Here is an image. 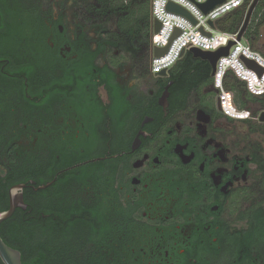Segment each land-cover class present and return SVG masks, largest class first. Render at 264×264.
<instances>
[{"label": "flooded vegetation", "instance_id": "flooded-vegetation-1", "mask_svg": "<svg viewBox=\"0 0 264 264\" xmlns=\"http://www.w3.org/2000/svg\"><path fill=\"white\" fill-rule=\"evenodd\" d=\"M0 5L16 20L0 16V186L53 167L44 184H98L105 264H264L263 96L229 92L228 115L208 62L153 75L87 3Z\"/></svg>", "mask_w": 264, "mask_h": 264}, {"label": "trees", "instance_id": "trees-1", "mask_svg": "<svg viewBox=\"0 0 264 264\" xmlns=\"http://www.w3.org/2000/svg\"><path fill=\"white\" fill-rule=\"evenodd\" d=\"M75 1L81 6L87 3L90 16L102 21L106 26L114 19L115 31L107 34L105 26L103 33L113 37L125 52L138 56L139 60L148 59L151 37L150 0ZM2 7L0 5L1 27H4L2 31L10 32L15 14L5 15ZM247 9L248 3L218 19L215 22L216 29L230 34L237 33ZM263 29L264 0H260L243 39L262 57H264V45L261 43ZM11 35L13 36L11 33L8 34ZM179 66L189 70L194 68L189 52H186L174 67ZM202 75L205 78L209 77L207 65L204 66ZM222 85L225 91L235 94V104L239 109L245 107L244 100L253 98L248 94L245 84L230 72L226 73ZM261 101L264 103V96ZM99 165V162L89 163L80 170H88L90 176L96 175ZM55 172L56 169L53 167L40 173L30 172L26 178L18 176L7 179L5 185L0 186V211H6L9 207L11 186L28 184L29 178L38 186L51 180ZM70 176L69 173L60 174L57 182L44 190L34 191L32 187H26L23 190L26 210L16 209L9 219L1 223L0 237L6 245L20 252L22 264H105L103 258H99L97 245L101 235L103 214L108 206L99 200L101 189L98 184L87 188L70 187L67 185ZM88 242L94 248L86 252L84 246Z\"/></svg>", "mask_w": 264, "mask_h": 264}, {"label": "built area", "instance_id": "built-area-1", "mask_svg": "<svg viewBox=\"0 0 264 264\" xmlns=\"http://www.w3.org/2000/svg\"><path fill=\"white\" fill-rule=\"evenodd\" d=\"M206 1L150 0L151 73L153 75H159L162 71L169 70L191 48L205 52H214L221 47H225L228 42L232 41L234 45L229 49L228 55L220 57L215 64V73L212 77L214 86L220 92H223V79L226 73L230 72L236 79L245 84L246 90L251 95L256 97L264 96V57L253 51L243 38L240 41H236L237 33L230 34L221 32L216 27L213 29L208 25V21H212L215 25L218 19L244 6L246 3L249 6L252 0H223L222 3L213 7L207 14H203L197 5L205 3ZM169 3L178 5L187 11L195 21V24L181 15L167 11L166 7ZM154 21L160 23V28L157 33H153ZM176 30L179 33L173 37ZM165 47H167V50L164 55L159 57L153 56V50L155 48ZM243 59L253 61L263 70V74L259 77L255 71L245 66ZM221 103L228 115H237L230 95L224 97L221 93Z\"/></svg>", "mask_w": 264, "mask_h": 264}, {"label": "water", "instance_id": "water-1", "mask_svg": "<svg viewBox=\"0 0 264 264\" xmlns=\"http://www.w3.org/2000/svg\"><path fill=\"white\" fill-rule=\"evenodd\" d=\"M259 1L260 0H252L250 5L248 6L242 26L237 32L236 41H240L243 38V34L245 30L247 29L251 16L255 8L257 7ZM222 2L223 0H207L205 3L198 4L197 7L203 14H207L213 7H215L216 5ZM166 9L169 12L176 13L178 15L185 17L186 19L190 20L193 24H195V21L190 16V14L187 11H185L183 8H181L180 6L169 3ZM208 25L211 28L215 29V25L212 21H208ZM159 28H160V23L157 21H154L153 22V33H157L159 31ZM178 33L179 31L176 30L173 34V37L177 35ZM233 45H234V42L230 41L225 47H221L214 52H205V51H201L196 48H191L189 50V53L193 56V58L201 59V60L208 62L210 69H211V76H213L215 73V64L217 60L220 57L227 56L229 49ZM166 50H167V47L155 48L153 50V56L154 57L162 56L164 55ZM243 62L247 68L255 71L259 77L263 74V70L259 66H257L253 61L243 59ZM164 74H165V71H162L159 75H164ZM31 184H33V182ZM50 185H51V182H48L44 185H41L38 187H32V188L34 191H38V190H44ZM26 187L27 186L25 184H17V185L12 186L9 189V207L6 211H0V225L3 221L9 219L13 215L16 209L26 210L27 205L25 204L24 198H23V190ZM0 254H3L4 256V259H0L2 264H22L20 252L6 245L1 237H0Z\"/></svg>", "mask_w": 264, "mask_h": 264}, {"label": "rangeland", "instance_id": "rangeland-1", "mask_svg": "<svg viewBox=\"0 0 264 264\" xmlns=\"http://www.w3.org/2000/svg\"><path fill=\"white\" fill-rule=\"evenodd\" d=\"M108 28L110 31H114L115 30V22H114V19L111 20L108 24ZM261 43L263 44L264 43V29L262 30L261 32ZM223 94L224 97H226L227 95H230L231 97V94H229V92L223 90V92H221ZM228 93V94H226Z\"/></svg>", "mask_w": 264, "mask_h": 264}, {"label": "snow or ice", "instance_id": "snow-or-ice-1", "mask_svg": "<svg viewBox=\"0 0 264 264\" xmlns=\"http://www.w3.org/2000/svg\"><path fill=\"white\" fill-rule=\"evenodd\" d=\"M0 259H4V256H3V254H0Z\"/></svg>", "mask_w": 264, "mask_h": 264}, {"label": "crops", "instance_id": "crops-1", "mask_svg": "<svg viewBox=\"0 0 264 264\" xmlns=\"http://www.w3.org/2000/svg\"><path fill=\"white\" fill-rule=\"evenodd\" d=\"M264 44V43H263Z\"/></svg>", "mask_w": 264, "mask_h": 264}]
</instances>
